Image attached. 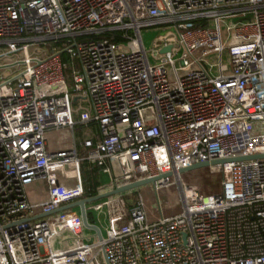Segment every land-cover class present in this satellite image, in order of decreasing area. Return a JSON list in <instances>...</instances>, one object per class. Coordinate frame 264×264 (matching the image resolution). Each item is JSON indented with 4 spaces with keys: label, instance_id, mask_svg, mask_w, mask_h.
Masks as SVG:
<instances>
[{
    "label": "built area",
    "instance_id": "1",
    "mask_svg": "<svg viewBox=\"0 0 264 264\" xmlns=\"http://www.w3.org/2000/svg\"><path fill=\"white\" fill-rule=\"evenodd\" d=\"M150 28L175 35L155 63ZM76 113L100 139L49 151ZM263 155L264 0H0V264H264V159L215 167L219 194L181 188L182 212L157 222L141 198L95 204L103 241L72 210L39 218L84 197V162L111 176L104 194L174 174L159 192L189 166ZM39 180L48 197L31 203Z\"/></svg>",
    "mask_w": 264,
    "mask_h": 264
},
{
    "label": "rangeland",
    "instance_id": "2",
    "mask_svg": "<svg viewBox=\"0 0 264 264\" xmlns=\"http://www.w3.org/2000/svg\"><path fill=\"white\" fill-rule=\"evenodd\" d=\"M236 20H233L235 22ZM230 24V22H228ZM172 30L165 28H150L142 30L143 44L146 48L147 54L151 62L154 61V49H157L161 43L171 35L175 36ZM175 38V37H174ZM179 60V57H175ZM208 66L215 64L217 59L213 56L208 58ZM228 59L226 54L223 58V65H227ZM206 66V64H205ZM177 67L180 68V63H177ZM212 75L217 74L216 70H212ZM71 131L64 129L63 131L51 132L53 144L57 145L60 143L64 144L71 141ZM178 181H174V185L163 189L159 192H155L153 185L144 186L138 190L136 193H126L129 204L135 203L139 198L142 199L145 210L148 216L149 222H157L161 218H168L179 215L182 210V196L180 189L185 187H192L198 190V192L204 196L219 194L222 190L223 173L215 168H202L194 170L185 174H182ZM28 195L30 200L43 201L46 198L47 186L45 181H37L30 186H28ZM102 202V201H101ZM79 209L76 208L74 212H78ZM99 221V228L102 231L103 237L107 236V221L108 217L105 212L96 214ZM95 234L93 231L86 229L83 234V238L88 239L90 237L94 238ZM94 241V239H93Z\"/></svg>",
    "mask_w": 264,
    "mask_h": 264
},
{
    "label": "water",
    "instance_id": "3",
    "mask_svg": "<svg viewBox=\"0 0 264 264\" xmlns=\"http://www.w3.org/2000/svg\"><path fill=\"white\" fill-rule=\"evenodd\" d=\"M171 49H172V47H167V48L163 49L161 51V53L162 54L168 53L171 51ZM259 159H264V155L263 156H251V157H246V158H238V159L227 160V161L226 160H216V161H212V162H205V163L195 164V165L189 166L187 168H184L179 172V175H182V174L194 171V170L202 169V168H215L219 165H224L225 163H229V162H244V161H254V160H259ZM172 177H174V174L170 173V174L161 176V177L156 178V179H150V180H144V181L132 183V184L127 185L125 187L117 188L116 190H114L110 193L98 195V196H96L94 198H90V199H84L82 201H79V202L70 204L68 206L62 207V208L58 209L57 211H55L54 213H51L49 215L40 216L39 218H45V217H48L51 215L59 214V213L64 212V211L79 208L80 214L82 216L84 227L88 230L93 231L95 233V235L98 237L99 241H103V235H102L100 228L89 223V218H88V214H87V211H88L87 205L102 201V200L107 199V198L112 197V196L124 195L126 193L136 191V190H138L144 186L154 185L157 181H160L162 179H168V178H172ZM104 258H105L106 264H109L105 255H104Z\"/></svg>",
    "mask_w": 264,
    "mask_h": 264
},
{
    "label": "crops",
    "instance_id": "4",
    "mask_svg": "<svg viewBox=\"0 0 264 264\" xmlns=\"http://www.w3.org/2000/svg\"><path fill=\"white\" fill-rule=\"evenodd\" d=\"M74 104H76V101H74ZM74 120L76 121L77 125L75 127V130L74 132H70L71 133V141L68 143H64V144H57V145H54L53 144V140H52V133L51 132H58V131H63V130H58V131H50L47 133L46 135V138H47V148L49 151L51 152H57V151H60V150H68V149H71L73 146H74V142H77L79 143L81 140L85 139V138H92L94 139V141H98L100 138H99V131H98V128L95 124L93 123H87V124H83V123H80V115L79 113H76L74 115ZM66 130V129H65ZM79 148V151L80 153H83V149L81 147H78ZM85 164H89V165H92V166H96L98 167L96 164H90L88 162H84L82 164V168ZM81 168V169H82ZM100 169V174H99V180L101 182V185L100 187L98 188V195H102L104 193H102L103 191H111V182H112V178L109 174L105 173L103 171V169L101 167H98ZM82 173V172H81ZM40 181V180H39ZM82 182H83V178H82ZM83 186H84V183H83ZM84 190H85V194H84V197L80 200H84V199H90V197L87 196L86 194V188L84 186ZM102 193V194H101ZM133 193H136L135 191H133ZM46 198L48 197V193L46 194ZM128 196V195H127ZM127 196H125V198H127ZM45 198V199H46ZM94 198V197H93ZM44 199V200H45ZM43 200V201H44ZM106 199L102 200V202H104ZM42 201V200H41ZM41 201H37V200H30L31 203H37V202H41ZM79 202V201H78ZM101 201L99 202H96V203H93V204H90V205H87V210H88V215L89 214H92V218H93V223H91L89 221L90 224L92 225H95L97 227L100 226L99 224V221H98V217H96V214H99L98 212L94 211L92 209V207L97 204V203H102ZM76 209V208H75ZM75 209H72V211L74 212ZM79 209V208H78ZM103 212H105V214L107 215L106 213V210L104 209ZM76 213H80V210ZM89 218V217H88ZM107 226H108V221H107ZM86 230V228L84 229ZM101 230V229H100ZM102 232V231H101ZM95 234V233H94ZM103 235V234H102ZM96 236V235H95Z\"/></svg>",
    "mask_w": 264,
    "mask_h": 264
},
{
    "label": "trees",
    "instance_id": "5",
    "mask_svg": "<svg viewBox=\"0 0 264 264\" xmlns=\"http://www.w3.org/2000/svg\"><path fill=\"white\" fill-rule=\"evenodd\" d=\"M101 38L108 39L111 42L117 44H121L125 42L124 39L122 38V35L120 33H115V32L106 33ZM62 57L65 62L69 61V56L66 53H63ZM81 172H82L83 183L86 188L87 196L90 198L96 197L98 194V188L101 185V182L99 180L100 169L96 166L85 164L81 169ZM88 217H89V221L93 223L92 214H89Z\"/></svg>",
    "mask_w": 264,
    "mask_h": 264
}]
</instances>
